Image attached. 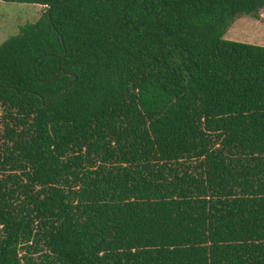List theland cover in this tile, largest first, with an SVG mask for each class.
Listing matches in <instances>:
<instances>
[{"label": "trees", "instance_id": "obj_1", "mask_svg": "<svg viewBox=\"0 0 264 264\" xmlns=\"http://www.w3.org/2000/svg\"><path fill=\"white\" fill-rule=\"evenodd\" d=\"M1 1L0 264H264V0Z\"/></svg>", "mask_w": 264, "mask_h": 264}, {"label": "rangeland", "instance_id": "obj_2", "mask_svg": "<svg viewBox=\"0 0 264 264\" xmlns=\"http://www.w3.org/2000/svg\"><path fill=\"white\" fill-rule=\"evenodd\" d=\"M46 9L39 5L6 3L0 0V46L17 35L21 27L39 21ZM225 40L264 47V10L260 18L241 16L229 27ZM41 250L23 248L22 257L39 261ZM26 263V260L25 262Z\"/></svg>", "mask_w": 264, "mask_h": 264}, {"label": "water", "instance_id": "obj_3", "mask_svg": "<svg viewBox=\"0 0 264 264\" xmlns=\"http://www.w3.org/2000/svg\"><path fill=\"white\" fill-rule=\"evenodd\" d=\"M62 74H65V73H62ZM72 76H74V75H72ZM58 98H59V97L55 98L54 100H56V99H58ZM54 100H53V101H54ZM42 101L44 102V99H43V98H42ZM53 101L49 102L48 105H50Z\"/></svg>", "mask_w": 264, "mask_h": 264}]
</instances>
